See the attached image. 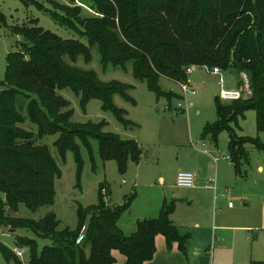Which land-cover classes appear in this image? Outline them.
<instances>
[{"label":"trees","instance_id":"1","mask_svg":"<svg viewBox=\"0 0 264 264\" xmlns=\"http://www.w3.org/2000/svg\"><path fill=\"white\" fill-rule=\"evenodd\" d=\"M48 2L53 5L52 17L86 38L88 45L64 40L34 21L16 28L30 46L7 56L6 79L0 82V229L29 230L52 242L40 251L35 239L18 237L17 246L30 250L28 264H116L115 251L126 264H145L156 254L159 235L170 250L176 243L185 252L191 237L181 235L174 225L173 207L164 206L157 219L138 222L136 232L126 236L118 222L133 198L122 207L110 206L109 193H100L98 206L88 212L80 209L76 231H59L52 212L38 221L18 217L20 206L36 213L54 205L55 181L67 150L74 151L81 163L77 140L88 144L97 139L102 158L115 160L121 174L130 160L141 161L143 151L137 142L103 132L104 125L74 124L73 110L59 94L69 88L83 105L100 100L104 111H111L124 127L131 126L128 113L115 106L114 97L135 104L129 95L132 86L104 82L94 70L76 66L81 59L92 62L94 47L104 71L110 65L127 70L132 63L134 79L168 100L176 95L161 88L162 78L186 82L190 67L235 70L239 88L245 86V75L250 93L230 103L216 98L217 120L203 134L215 145L222 132L229 134L230 161L243 177L242 167L249 160L246 146L264 150L258 141L236 133L240 119L251 110L256 112L258 130L264 131V0H89L88 18H82V6L74 0L69 6L60 0ZM50 135H59L56 156L42 144ZM0 253L5 262L21 264L8 247L0 245Z\"/></svg>","mask_w":264,"mask_h":264},{"label":"rangeland","instance_id":"2","mask_svg":"<svg viewBox=\"0 0 264 264\" xmlns=\"http://www.w3.org/2000/svg\"><path fill=\"white\" fill-rule=\"evenodd\" d=\"M28 1L31 2L0 0V82L6 79L7 56L20 50L23 45L30 46V41L24 34L16 31V28L31 26L32 21L36 22L38 27L64 40H79L88 45L86 38L60 25L52 17L49 11L53 10V5L48 0ZM70 1L60 0L62 4L68 6L71 5ZM74 1L75 4L82 6V18L92 15L89 0ZM41 5L44 8L40 9ZM92 55L93 60L90 64H85L81 59L76 66L84 70H94L104 82L117 81L132 86L129 95L135 104L120 95L114 97L115 106L128 113L127 119L131 126L124 127L111 111H104L100 100L92 99L83 105L81 98L69 88L59 91V94L70 104L74 124L104 125L103 132L118 135L123 140L137 142L143 151L141 161L135 163L130 160L126 173L121 174L115 160L102 158L97 139H90L88 144L77 140L81 163H78L74 151L67 150L65 160L60 163L61 175L55 181L54 205L44 207L36 213L21 205L18 217L38 221L52 212L59 222V231H76L80 224V209L88 212L98 206L100 193L107 191L109 195L106 202L110 206L122 207L133 198L130 210L124 212L118 222L120 230L126 236L136 232L138 222L157 219L164 206L173 207L171 219L174 225L181 232L191 234L193 240L189 245L197 249L202 247L207 257H214V264H264V150L253 144L246 146L249 160L242 167L241 177L230 166L232 165L230 160L217 165L213 156L208 153L211 151L216 155L230 156L229 134L222 132L218 137L217 146L211 137L203 136L205 127L217 120L216 98L220 99L223 90L239 88L240 77L237 72L222 71L224 85L221 86L220 76L194 67L188 80L191 91L195 93H184L178 83L162 78L161 88L176 95L168 100L164 97L158 98L149 90L146 82L134 79L132 63L127 65V70L110 65L104 71L97 47L92 49ZM1 90L0 87V92ZM180 103L184 105L182 109L179 108ZM236 133L239 137L256 140L264 146V131L258 130L255 111H248L240 119ZM58 138L59 135H50L42 140V144L55 156L57 155L55 142ZM185 171L196 173L197 182L210 178L217 182L219 187L217 196L215 191L210 192L211 198L206 199V204L209 203L212 208L210 213L203 211V206L192 203L193 195L205 191L197 187L198 183L191 189L177 186L178 173ZM160 178L164 181L161 182ZM223 191L227 192L224 198L220 196ZM229 203L234 205L231 209ZM231 219L239 221L233 222ZM228 220L233 223H226ZM198 223L202 226V236L207 243L195 238ZM225 224L249 227L227 234L226 242L228 246H232L231 253H228V250L217 249V243L212 240L220 235V226ZM18 237L35 239L40 251L44 246L52 244L49 239L37 238L29 230L14 232L1 228L0 245L8 247L13 253L15 249L24 251L23 258L17 256L21 264H28L30 250L17 246ZM164 243L167 255L172 249L179 248L173 244L170 250L165 239ZM194 262L197 264V260L191 258V264ZM0 264L17 263L5 262L0 253Z\"/></svg>","mask_w":264,"mask_h":264},{"label":"crops","instance_id":"3","mask_svg":"<svg viewBox=\"0 0 264 264\" xmlns=\"http://www.w3.org/2000/svg\"><path fill=\"white\" fill-rule=\"evenodd\" d=\"M215 146H217V145H215ZM206 152H208V151H206ZM208 153L211 156H213V159L215 157H221V156L224 155V154H222V155H216V154H214L211 151H209ZM223 161H226V160L220 159L218 162H215V161L214 162H215V164L218 165V163L223 162ZM228 162H229V160H228ZM230 166H232V165H230ZM197 179H198V175H197ZM160 181L163 182L164 179L163 178H160ZM206 181L207 180H204L203 182L202 181L201 182H199V181L197 182L198 183L197 187H201L205 191L202 190L203 193H196L195 195L192 196L191 199H192V203H194L196 205L203 206L202 207L203 211H206V212L210 213V211H211L212 208H211V205L209 203L206 204V199L209 200V198H211L212 195H211L210 192H214V190L206 189L205 188V182ZM216 184H217V182H216ZM217 187H218V185H217ZM218 189H219V187H218ZM214 193L217 196V192H214ZM230 212H232V211H230ZM232 215H234V214H232ZM231 220L233 222H238L239 221L238 219H234V220L231 219ZM231 220H228V221H225V222L226 223L227 222H232ZM196 228H197L196 229V233L194 234L195 235V238L202 239L203 240L202 243H207V242H204L206 240L203 239V236H202L203 230H202L201 224L198 223V225L196 226ZM220 229H221L220 230V235L217 236V237H214V239H212V240H213V242L215 240V242L217 243V249H220V250H228V253H231L232 252V246L231 245L228 246V244L226 242V240H227L226 239L227 238V234L229 232L234 231V230H246V229H249V227H246V226H232V225L225 224V225L220 226ZM180 233H181V235H187L188 234V233L181 232V231H180ZM189 235H190L191 239L189 240L188 244L186 245V247H188L186 249V251L185 252H181L179 248H178V250L175 248V249H172V251L170 252L169 255L166 254L167 251H166L165 243H164V239L165 238L163 236L159 235L156 238V246L158 245L157 253L155 254L154 258L151 261L146 262L145 264H191V258L192 259H196L197 260V264H200L201 262H205V263L207 262V264H214V257H212V256L211 257H207L205 255L206 252L203 251V248L202 247L200 249H197V247H191L189 245L192 242V240H193L191 234H189ZM174 245H177L178 246V244H174ZM113 254H114V256L117 259V262H116L117 264H126V258L122 254H120L117 251H115ZM194 264H196V263L194 262Z\"/></svg>","mask_w":264,"mask_h":264},{"label":"built area","instance_id":"4","mask_svg":"<svg viewBox=\"0 0 264 264\" xmlns=\"http://www.w3.org/2000/svg\"><path fill=\"white\" fill-rule=\"evenodd\" d=\"M193 68L194 67H190L186 70V75L188 78L193 73ZM201 69H204L208 73H212L214 75L220 76V84H221V86L224 85V78L221 75L222 71L220 70V68L203 67ZM243 79L245 82V86L243 88H238L235 90H223L221 92V95H220V100L225 102V103H230L233 101L243 99L244 92L250 93L248 79L245 75L243 76ZM179 85H180V87L184 93H187V92L195 93L194 91H191L190 81L188 79L186 82L179 83ZM183 106H184L183 104H181V103L179 104L180 109H182ZM220 159L230 160V157L227 155H223L221 157H215L214 161L218 162ZM196 183H197V174H195V173L180 172L177 175V186L179 188L191 189V188H194L196 186ZM205 188L214 190L215 192L218 191V187H217L216 181L214 179H208L205 182ZM226 195H227L226 191H223L221 193L222 198L225 197ZM233 206H234L233 203H229L230 208H232ZM83 232H84V230H83ZM14 253L16 254V256H18L20 258H23V256H24V251H21L19 249H15Z\"/></svg>","mask_w":264,"mask_h":264}]
</instances>
